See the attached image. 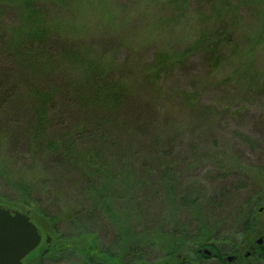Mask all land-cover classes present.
<instances>
[{
  "label": "trees",
  "instance_id": "16d2710c",
  "mask_svg": "<svg viewBox=\"0 0 264 264\" xmlns=\"http://www.w3.org/2000/svg\"><path fill=\"white\" fill-rule=\"evenodd\" d=\"M144 3L151 9L166 13L169 26L174 28L184 24L182 31L194 35L184 46L173 42L179 50L169 51L166 47H157L154 58L149 59L142 78L148 81L146 83L152 87L150 90L159 98L168 102L176 99L180 103L185 100L189 105L198 104L201 116H207V120L220 114L218 107L201 106L197 92L190 95L183 90L189 96L187 98L179 92L180 101L177 95L164 87L163 80L169 74L199 57L219 82L230 79L226 83L240 86L242 90L254 86L249 83L253 77L246 70L237 69V61L243 64L244 57L251 59V50L247 49L251 41L246 22L229 0H146ZM106 5L107 0H0V62L14 66L12 69L0 64L1 181L12 190L28 194L35 204L46 207L53 196L63 199L59 202L51 200V203L65 205V193H60L62 180L59 176L69 177L70 184L67 183L66 190L77 189L79 196L75 203L66 204L65 210L47 209L49 219L60 221L65 215L82 234L92 235L94 232H91L90 225L102 223L108 213L106 219L116 228V238L124 239L126 243L136 241L125 250V262L120 261L119 256L111 250L107 253L97 250L95 256L122 264H129L126 262L129 257L133 260L130 264H141L144 260L135 242L146 243L145 239H149L150 244L155 245L152 238L158 233L176 242H185L200 235V231L208 233L206 229L210 231L215 227L220 234L227 232L229 236H253L255 198L258 196L262 199L260 197L264 196V169L252 167L246 161L240 163L238 148L227 152V148L215 147L213 153L203 150L188 156L176 154L172 159V144L179 133L174 134L175 137L167 135L171 139L166 140V134L156 127L148 136H144L139 129L147 127L145 120L128 112H120L124 108L126 110L128 105L127 88L121 80H114L110 76V69L100 61L104 54L95 55L86 46L84 37L78 34L88 23L81 18L86 15L92 26L101 19L94 18V7L103 17ZM241 6L249 7L245 3ZM263 6V0L255 2L253 11L258 19L264 14ZM154 22L155 25L159 24ZM75 75L79 76L78 85L75 81L72 92L66 83ZM12 77L13 86L9 81ZM22 80H26L24 86L29 82L22 96L31 99L30 105L37 112L36 124L32 127L26 126L25 121L20 124L19 117L16 119L7 113L12 108L13 98L19 93L14 87L20 85ZM56 94L59 99L75 94L84 106L88 104L89 112L92 109L104 112L102 116L89 113L83 121L71 125L56 139H51L46 134L50 124L47 114L55 109L53 96ZM65 104L74 108L78 106L76 101H65ZM149 127L150 130L152 125ZM51 128L57 131L53 126ZM117 128L115 134L113 130ZM82 135H87L86 139L90 140L92 146L80 147L85 138ZM16 142H22L34 158L26 165L30 169L28 172H25L27 168L20 166L21 160H14L2 152ZM115 150L119 161L108 162L109 152ZM181 151L184 152L185 148ZM12 153L13 149L10 155ZM37 155L45 156L44 170L51 169V175L40 169L42 164L37 161ZM199 163L210 164L212 170L216 169L215 172L221 174L214 178L217 180L238 172L254 174L258 179L257 188L254 190L250 187L247 196H242L236 191H228L226 187L210 191L197 180L198 185H193L194 176L186 175V171L187 168L199 166ZM33 171L35 174L31 175ZM69 174L75 176L76 180L73 181V176ZM238 196L242 200H238L239 207L229 210L227 214L225 204H231ZM217 198L222 204L217 205ZM209 216H217L215 219H218L211 221ZM226 223L230 226H226ZM224 242L229 245L216 247L211 244L214 248L212 256L222 264H228L230 262L224 259L225 249L233 250L237 257L244 247L231 238H225ZM203 247H206L205 244ZM257 248L263 250L264 247ZM203 251L197 250L195 254L199 258H208L203 255ZM178 252L179 249L174 250L172 256L176 257Z\"/></svg>",
  "mask_w": 264,
  "mask_h": 264
},
{
  "label": "rangeland",
  "instance_id": "374dc122",
  "mask_svg": "<svg viewBox=\"0 0 264 264\" xmlns=\"http://www.w3.org/2000/svg\"><path fill=\"white\" fill-rule=\"evenodd\" d=\"M145 1L107 0V10L103 17L96 12L94 7V18L101 19H98L95 23L93 21L92 26L86 15L81 18L88 23L87 26L80 29L81 31L78 34L84 37L87 42L86 46L95 55L101 56L104 54L100 61L104 66H108L110 76L114 80H121L128 90L127 95H129V98L126 102L128 105L126 110L124 108L120 112H128L143 118L147 127L142 126L139 130L144 136H148L147 134L156 127L166 134L164 135L166 140L171 139L167 135L174 136V134L179 133L172 144V159L176 154L188 156L191 153L204 152L203 150L213 153L216 151L215 147L218 149L221 147L227 148V152L234 150L233 148H238L240 163L246 161L252 167L264 169V14L258 19L257 14L253 11L255 2L260 0H229L232 7L237 8L246 22L251 41L250 46L247 48L251 50V59L244 57L243 64L237 61V69H244L253 77V80L249 82L254 85L253 87L242 90L240 86L226 83L230 82V79L226 82H219L216 75L202 64V58L200 57L177 68L167 76L166 80H163L166 90L177 95L180 101H182V98L179 97V92L186 98L189 97L183 91L186 90L190 95L197 92L198 100L202 103L201 106L218 107L220 114L210 117L208 120L207 116H201L200 105H189L185 100L181 103L176 99H172L171 102L165 101L150 90L152 87L146 83L148 81L143 80V70L148 65L149 59L154 58L157 47H166L169 51L170 49L171 51L179 50L173 42L179 46H184L190 38L194 37L193 33L182 31L184 24L174 28L171 25L169 26L168 15L149 8L145 5ZM244 3L249 7H242L241 5ZM251 10L253 13H251ZM154 21L159 22V24L155 25ZM258 41L259 43H257ZM0 64H6L14 69V66L7 64V62H0ZM75 76L74 78L71 77L70 82L66 83L72 92H74L75 85H78L77 78L79 76ZM224 76L228 77L226 74ZM1 80L0 77V82ZM13 80V77L9 80L12 86ZM25 81L22 80L20 85L14 87L19 93L13 98L12 108L8 109L7 113L14 115L16 119L19 117L21 119L20 124L25 121L27 122L26 126L32 127L36 124L34 122L37 120V112H34V106L31 107L30 105L31 99L26 95L22 96L25 93L26 84L29 85V82H26L24 86ZM53 100L55 101V109L47 114L50 124L48 123L49 127L46 130L47 136H50L51 139H56L60 133L68 130L71 125L83 121L89 113L102 116L104 112L96 109L89 112L88 104L86 103V106H84L75 94L63 96L60 99L56 94L53 96ZM65 101H76L78 106L77 108L69 107L65 104ZM148 124L152 125L150 130ZM51 126L56 128L57 131ZM103 129L109 131L108 128ZM58 130L62 131L58 132ZM115 131L118 132V128L113 130V132ZM93 133L98 134L99 131H93ZM82 136L85 138H83V144L80 147L88 148L92 146L90 140L87 141L86 139L87 135ZM183 148H185L184 152L181 151ZM11 149H13L12 155H10ZM99 151L100 149H98ZM2 152L5 156L13 157L14 160H21L20 166L23 169L27 168L26 165H29L28 163L33 158L22 142L10 144ZM116 153V150L110 151L107 161L118 162L119 159ZM36 159L42 164L40 169L44 170L45 156L37 155ZM210 166V164L199 163V166L187 168L186 175L191 174L194 176L193 185L194 183L198 185L197 180L203 187L209 188L210 191H214L219 187H226L228 191H236L242 196H247L250 187L254 190L257 188L258 179L254 174L238 172L230 177L217 180L214 178L221 174L215 172L216 169L212 170ZM28 171L30 169L27 168L25 172ZM44 172L50 175L52 173L51 169L49 171L48 169L44 170ZM30 174L33 175L35 172H30ZM59 178L62 180L60 193H65V205L51 203L63 199L59 196H55V198L53 196L50 198L52 201L47 202L46 207L42 204H35L28 194L12 190L0 179V203L20 211L30 212L32 215L31 220L40 233L37 245L23 258L22 264H122V262L116 260H107L105 257L95 256L97 250H104L105 253L111 250L119 256L120 261L125 262L124 252L132 246L130 243L136 240L126 243L124 239L119 240V237L116 238V228L108 223L106 219L109 217L108 213L104 216L102 223L88 224L92 226L90 228L91 232H94L92 235L82 234L81 230L75 224H72L69 219H66L65 215L61 217L60 221L59 219L56 221L49 219L48 215L50 214L47 209H53L52 211L65 210L66 204L75 203L79 196L77 189L68 188L66 190L67 178L69 177L60 175ZM75 180L76 178L73 176V181ZM71 183L73 182L71 181ZM55 185L59 188L56 182ZM195 187L197 186L195 185ZM215 195L217 196L218 193ZM240 198L241 196H238L233 201L236 203L232 202L230 204L228 202L225 204L224 209L227 214L229 210L239 207V202L242 201ZM260 198L262 199H259L258 196L255 198V226L253 227L255 232L253 236H229V233L224 232L225 236L218 233L215 227L211 228L210 231L206 229L208 233L200 231V235L184 240L185 242H176L173 238L158 233L152 238L155 245L150 244L149 239H145L146 243L143 241L140 243L135 242L134 245H137L138 249L141 250V258L144 260L141 264H222L220 260L213 256L199 258L195 252L208 248L207 250L212 254L214 248L211 247V244L216 247L229 245V243L224 242L225 238H231L238 243H242L244 247L240 253H237L238 256L235 257L234 262L228 263L227 260L228 264H264V248L263 250L257 248L258 246L264 247V196ZM216 200L218 201L217 205L222 204V201H219L218 198ZM217 208L221 207L218 206ZM215 217L210 218L209 216V219L211 221L218 219H215ZM226 226L230 225L226 223ZM208 239L211 242H205ZM258 240H261L260 244ZM201 242L202 244H200ZM204 244L205 248L203 247ZM199 246L203 248H199ZM176 249H179V252L175 254L176 257H173L172 252ZM224 253V259L236 254L233 250L228 249H225ZM203 255L206 256V254ZM126 262L130 264L133 260L129 257Z\"/></svg>",
  "mask_w": 264,
  "mask_h": 264
},
{
  "label": "water",
  "instance_id": "95a60500",
  "mask_svg": "<svg viewBox=\"0 0 264 264\" xmlns=\"http://www.w3.org/2000/svg\"><path fill=\"white\" fill-rule=\"evenodd\" d=\"M31 218L28 211L0 204V264H22L23 258L37 245L40 233ZM203 252L211 254L207 249Z\"/></svg>",
  "mask_w": 264,
  "mask_h": 264
},
{
  "label": "flooded vegetation",
  "instance_id": "af4514ba",
  "mask_svg": "<svg viewBox=\"0 0 264 264\" xmlns=\"http://www.w3.org/2000/svg\"><path fill=\"white\" fill-rule=\"evenodd\" d=\"M210 257H211V256H210ZM235 257H236V254L233 255L232 259H230V262H231V263L234 262V260L236 259ZM227 259L229 260V258H227Z\"/></svg>",
  "mask_w": 264,
  "mask_h": 264
}]
</instances>
